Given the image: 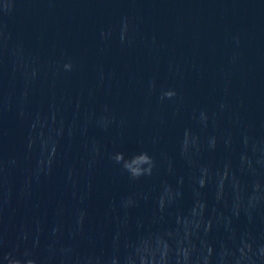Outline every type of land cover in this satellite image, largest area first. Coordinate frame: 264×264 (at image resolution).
I'll return each instance as SVG.
<instances>
[{"label":"water","instance_id":"water-1","mask_svg":"<svg viewBox=\"0 0 264 264\" xmlns=\"http://www.w3.org/2000/svg\"><path fill=\"white\" fill-rule=\"evenodd\" d=\"M92 160L84 148L0 91V245L4 247L0 264H19L8 254L14 252L22 259L26 248L38 264H60L59 258L47 260L51 229L61 223L66 229L63 239L68 240L77 199L89 180L93 194L87 202V230L90 234L104 231L106 241L104 245L87 239L72 241L76 255L69 264H82L77 258L92 252L108 254L107 241L113 233L127 243L139 244L138 252L159 251L162 258L168 256L170 243L185 240L123 180H113L118 176L100 161L96 159L90 168ZM124 196L138 202L130 201L131 206L122 208L119 201ZM181 253L188 254L184 249ZM142 264H148L147 260Z\"/></svg>","mask_w":264,"mask_h":264},{"label":"clouds","instance_id":"clouds-1","mask_svg":"<svg viewBox=\"0 0 264 264\" xmlns=\"http://www.w3.org/2000/svg\"><path fill=\"white\" fill-rule=\"evenodd\" d=\"M65 71H72L73 64L71 62H65L63 64ZM153 90L155 84L151 85ZM179 94L174 88H166L161 90L159 95V101L164 103L166 101L177 104L173 112L174 118H179L184 114L182 102H178ZM241 107L243 104L241 103ZM107 111V109H105ZM194 118H196L203 126H208L210 123H217L222 118H228L232 123H240L239 112L233 110L232 106L226 101L219 102L216 107L209 111L207 108H200L195 110ZM104 123L100 125L101 130L107 132L110 124L114 121H109L107 117L103 118ZM167 125V121L164 118L159 119V126L163 128ZM85 129V134H86ZM124 139L121 137L120 140ZM212 142H205L203 145L197 144L196 148L199 150L200 147H204L209 151H215L217 147L223 145L225 149H230L232 144V138L230 135L225 134L223 136H217L211 138ZM161 141L159 134H155L151 138L153 144H158ZM57 149L59 147V140L56 141ZM190 148L182 145V154H187ZM93 160L92 165L96 163V159L103 156V158L110 162L111 166L117 170L119 177L126 178L130 183H136L146 177H149L159 166L158 161L153 155L147 150H141L130 155L124 153H110L107 149L101 152V147L98 142H94L92 149ZM15 163V161H12ZM53 161L49 162V168L47 174H51ZM169 168L172 167V162L167 161ZM264 167V165H261ZM119 177H113L115 180ZM264 183V181H262ZM207 187V183L203 186L198 184V189ZM93 194V184L91 180L86 184L83 196L77 199L75 211L73 213V220L71 226L67 229L68 240L63 239L66 231L65 227L61 223L54 225L50 232V243L46 246L49 253L47 260L59 258L60 264H69L73 256L76 255V250L73 246L72 241L87 239L101 245L105 244L106 233L104 231H98L95 233H89L87 230V217L88 209L87 202L91 199ZM176 196L179 197L182 193L176 190ZM75 197V193L73 194ZM146 198V197H142ZM138 202L131 196L121 197L119 206L127 208L131 206L129 202ZM260 206L264 207V199L260 201ZM248 210L247 205H242L241 213ZM237 215V213H234ZM254 219V217H253ZM212 229H208L211 232ZM227 231V229H226ZM26 238V237H25ZM110 251L108 254L97 255L95 252L90 253L88 256L83 258H77L82 260V264H142L143 261L147 260L148 264H264V243L261 244H249L247 250L241 254L239 249L233 250L227 241L223 242H212L206 238V234L200 238L199 247L197 248L192 244V241L184 240L177 242L175 245L169 244V253L167 257L162 258L159 251H154L153 254H145L143 251H137L140 248L139 244L127 243L123 241L119 233H113L111 238L107 241ZM35 247L39 246V240L35 242ZM19 245L16 247L18 250ZM3 245H0V250H3ZM187 250V256L181 253V250ZM13 258L17 259L19 264H38L37 259L33 255L32 250L25 249L23 258L15 257L14 252L8 254Z\"/></svg>","mask_w":264,"mask_h":264}]
</instances>
